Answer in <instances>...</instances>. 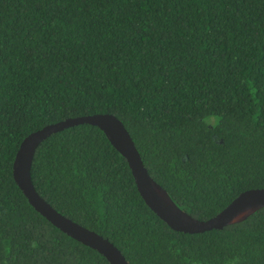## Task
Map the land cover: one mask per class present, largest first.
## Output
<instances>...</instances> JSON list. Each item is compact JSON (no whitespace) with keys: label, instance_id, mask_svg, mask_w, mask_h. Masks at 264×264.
I'll return each instance as SVG.
<instances>
[{"label":"trees","instance_id":"obj_1","mask_svg":"<svg viewBox=\"0 0 264 264\" xmlns=\"http://www.w3.org/2000/svg\"><path fill=\"white\" fill-rule=\"evenodd\" d=\"M95 114L124 124L151 177L198 220L264 189V0H0V264H110L37 213L13 177L26 137ZM31 176L128 264H264V209L175 232L97 127L50 136Z\"/></svg>","mask_w":264,"mask_h":264},{"label":"water","instance_id":"obj_2","mask_svg":"<svg viewBox=\"0 0 264 264\" xmlns=\"http://www.w3.org/2000/svg\"><path fill=\"white\" fill-rule=\"evenodd\" d=\"M85 124L100 129L112 146L127 160L141 198L159 219L175 232L201 234L222 230L242 223L264 209V189H252L241 193L223 211L209 220L201 221L192 217L182 210L168 192L151 177L124 124L111 114L67 119L30 134L21 143L13 164L16 184L37 213L63 234L97 251L110 264H128V262L122 252L108 239L65 217L47 203L36 191L31 176L35 153L45 140L66 129Z\"/></svg>","mask_w":264,"mask_h":264}]
</instances>
